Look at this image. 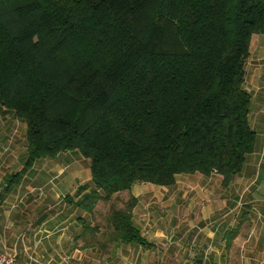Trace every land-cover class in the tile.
Segmentation results:
<instances>
[{"label": "trees", "instance_id": "16d2710c", "mask_svg": "<svg viewBox=\"0 0 264 264\" xmlns=\"http://www.w3.org/2000/svg\"><path fill=\"white\" fill-rule=\"evenodd\" d=\"M259 35L264 0H0V107L26 125V168L68 152L89 161L95 192L79 206L108 208L84 233L147 247L136 200L113 199L178 175L226 187L242 171Z\"/></svg>", "mask_w": 264, "mask_h": 264}, {"label": "crops", "instance_id": "0c3cea01", "mask_svg": "<svg viewBox=\"0 0 264 264\" xmlns=\"http://www.w3.org/2000/svg\"><path fill=\"white\" fill-rule=\"evenodd\" d=\"M244 89L255 150L228 186L217 174H193L176 176L171 187L131 188L138 201L131 219L147 247L84 233L108 208L91 214L79 206L95 192L88 163L80 171L74 161L81 156L68 152L26 168V125L0 107V251L18 264H264L263 35L245 66Z\"/></svg>", "mask_w": 264, "mask_h": 264}, {"label": "rangeland", "instance_id": "374dc122", "mask_svg": "<svg viewBox=\"0 0 264 264\" xmlns=\"http://www.w3.org/2000/svg\"><path fill=\"white\" fill-rule=\"evenodd\" d=\"M257 38H258V36H253V37H252L251 44H250V57H251V55H252V49H253L254 45L256 44V40H257ZM249 59H250V58H249ZM250 115H251V116H250V120H251V117H252V115H253V110H252V108H251V114H250ZM73 154L76 155V156H80V154L77 153V152H73ZM80 160H81L80 162L74 161V164L78 167V169H79L80 171H85V170H86V167H85V165H84L83 162H87L88 165H89V161L86 160V159H83L82 157H80ZM144 191H145V190H144ZM131 198H133V197L130 196V193H121L120 195H117V197L113 199L112 203H113L114 206H116L117 209H123L125 206L128 205L129 200H130ZM159 198H160V197H159ZM143 199H145V197H144ZM167 201H168V200H167ZM137 202H138V201H136L135 206H138V203H137ZM143 203H144V202H142V204H143ZM167 204H168V203H166V202L164 203V205H167ZM97 206H104V207H105V206H107V205H104L103 203H98ZM100 212H101V211H98V214H99ZM242 218L244 219V221L247 222V216H246V214L243 215Z\"/></svg>", "mask_w": 264, "mask_h": 264}, {"label": "built area", "instance_id": "2783aa9c", "mask_svg": "<svg viewBox=\"0 0 264 264\" xmlns=\"http://www.w3.org/2000/svg\"><path fill=\"white\" fill-rule=\"evenodd\" d=\"M0 264H18L14 254L0 251Z\"/></svg>", "mask_w": 264, "mask_h": 264}]
</instances>
